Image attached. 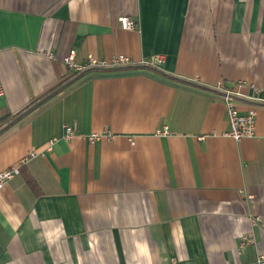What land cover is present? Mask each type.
<instances>
[{"label": "crops", "instance_id": "crops-1", "mask_svg": "<svg viewBox=\"0 0 264 264\" xmlns=\"http://www.w3.org/2000/svg\"><path fill=\"white\" fill-rule=\"evenodd\" d=\"M0 74V264H264V0H0Z\"/></svg>", "mask_w": 264, "mask_h": 264}, {"label": "built area", "instance_id": "built-area-1", "mask_svg": "<svg viewBox=\"0 0 264 264\" xmlns=\"http://www.w3.org/2000/svg\"><path fill=\"white\" fill-rule=\"evenodd\" d=\"M121 28L124 30H134L137 26L136 21L130 16H123L119 19ZM76 51L73 50L64 59V63L72 70L77 72L86 71L95 68H108V67H118V66H130L135 64L130 57L124 55H118L111 59L110 61L98 59L94 56H90L88 61L84 64H79L76 60ZM165 62L164 55H157L154 58L142 61L141 64L147 65L149 67H154L160 69ZM219 85H222L219 83ZM231 92L226 93V104L229 113L230 129L223 134L224 137L232 138L236 141H241L246 138L255 137L256 128V118L257 112L254 109L249 110L247 113H241L231 97ZM5 97V90L1 80L0 74V101ZM77 132L75 126L64 125V139L70 140ZM91 143H95L101 138V134H91L84 136ZM31 156H35L36 153L32 152ZM26 159H22L16 165L9 169L0 172V191L5 186V184L12 180L15 176L21 173V167L25 164Z\"/></svg>", "mask_w": 264, "mask_h": 264}, {"label": "water", "instance_id": "water-1", "mask_svg": "<svg viewBox=\"0 0 264 264\" xmlns=\"http://www.w3.org/2000/svg\"><path fill=\"white\" fill-rule=\"evenodd\" d=\"M68 84H70V83L65 84L64 87L67 86ZM40 103H41V101L38 102V103H36L35 105H33V106H32L31 108H29L26 112H28L29 110L35 108V107H36L37 105H39Z\"/></svg>", "mask_w": 264, "mask_h": 264}, {"label": "trees", "instance_id": "trees-1", "mask_svg": "<svg viewBox=\"0 0 264 264\" xmlns=\"http://www.w3.org/2000/svg\"><path fill=\"white\" fill-rule=\"evenodd\" d=\"M8 118H9V117H6V118H4V119H0V123H1V124L5 123V122L7 121Z\"/></svg>", "mask_w": 264, "mask_h": 264}]
</instances>
